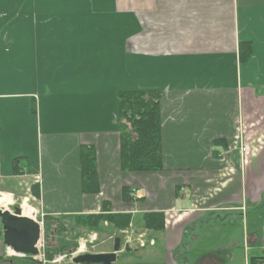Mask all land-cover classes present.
I'll use <instances>...</instances> for the list:
<instances>
[{"label":"crops","instance_id":"obj_1","mask_svg":"<svg viewBox=\"0 0 264 264\" xmlns=\"http://www.w3.org/2000/svg\"><path fill=\"white\" fill-rule=\"evenodd\" d=\"M8 16L4 38L40 80L12 82L15 57H0V194L43 216L97 214L104 201L163 213L161 232L144 231L160 264L264 258V0H0ZM239 42L252 48L244 64ZM134 90L161 92V172L119 167L118 94ZM81 146L95 152L98 195L80 190ZM221 221L237 237L215 235Z\"/></svg>","mask_w":264,"mask_h":264},{"label":"trees","instance_id":"obj_2","mask_svg":"<svg viewBox=\"0 0 264 264\" xmlns=\"http://www.w3.org/2000/svg\"><path fill=\"white\" fill-rule=\"evenodd\" d=\"M237 57L240 64L246 63L252 52L251 44L239 42L237 45ZM161 92L158 91H123L118 94V119H119V167L124 173H157L164 170L162 156L161 138V112H160ZM26 163L25 158L16 159L12 163L14 174H20L25 166H20L19 162ZM24 165V164H23ZM80 190L85 195H98L99 188L96 173V158L92 147H80ZM26 172V171H24ZM31 195L35 200L39 199L38 183L31 186ZM122 200L131 202L132 198L128 188L122 189ZM142 200L141 198L136 201ZM43 236L46 242L44 251L45 258L51 260L55 255L70 253L74 247L73 241L80 236L74 234L66 237L60 234V227L65 223H71V231L74 228H86L88 230L100 231L103 224L108 225L112 230L121 232L128 230L130 226L139 225L144 231L157 233L164 229L165 218L163 213H143L133 216L130 213H114L110 209L107 201L101 203V210L97 214L76 215V216H43ZM140 223V224H138ZM60 234V236H59ZM57 237V238H56ZM121 239V236H119ZM52 238H56V243L51 244ZM116 238V237H115ZM53 240V239H52ZM114 241V239H113ZM12 263L16 259L11 258ZM17 261H21L18 259ZM6 262V261H5ZM252 264L264 262V258H259ZM15 264H41L36 261L27 260L26 263Z\"/></svg>","mask_w":264,"mask_h":264},{"label":"rangeland","instance_id":"obj_3","mask_svg":"<svg viewBox=\"0 0 264 264\" xmlns=\"http://www.w3.org/2000/svg\"><path fill=\"white\" fill-rule=\"evenodd\" d=\"M10 17L8 16L7 19H3L0 21V57L3 59H8V57L10 56H14L15 57V68H12L13 72L10 74L11 77H13L15 80L12 82H18L19 84L22 85H26L28 88H31L34 85L38 84V81L40 79H38L36 74H33L31 70H29L27 72L26 67H25V54H15V49L13 48V45L6 41L4 36L8 33L11 32V25H10ZM159 29L163 28L162 27H158ZM54 78V75L51 74L49 76V82H51V80ZM20 166H23V162H19ZM40 182V187H42L41 185V181ZM2 194H8L5 192H2L0 194V209L1 210H8L9 212H13V207H18L21 208V213L23 215V212H25L21 205H25V203H23V200H18L12 198V200H10L9 197H7L6 195H2ZM5 196V197H3ZM143 196H140V198H142ZM5 198V199H3ZM134 202H136V198L133 199ZM140 201V200H139ZM27 207L31 210L29 213V217L32 218L35 221H40V216L41 214L37 210L35 207V204L31 203V202H26ZM35 207V210H34ZM25 216V215H23ZM27 217V216H26ZM140 224V223H138ZM232 226H229V223L226 221H221L218 226H217V233L214 232L215 235H217L218 237L221 236H225V237H230V238H235L237 237V232H239V227L237 224H234V222H231ZM71 223H65L63 226L60 227L61 232L60 234H62L63 236L66 237H72L75 233L78 234L80 237L76 239V241H73V245L74 247H72L70 249V253L64 252L58 255H55L56 257H60V256H64L66 255V258L64 260H62L60 263L58 264H72V257H70V254L75 253L78 251L79 247H80V243L85 245V250L86 253H101V252H109L107 250H110V252L112 251V247H113V239H115V237L120 238L119 236H121V238L124 240V234L126 232H129V230H125V231H121V232H117L112 230V228H110L108 225L103 224L102 229L98 232L95 230H88L86 228H80V227H76L74 228V231H71L69 229H71ZM44 232V230H43ZM135 233H144L143 228H141L140 226L137 228V230H134ZM59 234V236H60ZM113 236V239L110 240L109 238ZM57 238V237H56ZM56 238H52L51 244H54V240L56 243ZM1 241V240H0ZM191 240L189 241V243L191 244ZM41 252H44L46 249V242L44 241V236L42 234L41 240L39 241L38 246ZM149 248V247H148ZM141 249L138 251H132V252H123L120 253V257L119 259L114 263V264H148L149 262H153L154 264H160V260L158 259L157 255L155 252L149 250V249ZM194 250H197L195 247H193ZM181 250V249H180ZM11 252V251H10ZM7 253V252H6ZM12 253V252H11ZM82 254V253H81ZM72 256V255H71ZM11 258L16 259L15 263H26L27 260H32V261H36L38 262V260L30 258L29 256L26 257H22V256H18V255H5L4 257H0V264H15L12 263L10 260H12ZM10 259V260H9ZM18 259H21V261H17ZM53 259V258H52ZM51 259V260H52ZM6 261V262H5ZM49 261V260H48ZM40 263V262H39Z\"/></svg>","mask_w":264,"mask_h":264},{"label":"water","instance_id":"obj_4","mask_svg":"<svg viewBox=\"0 0 264 264\" xmlns=\"http://www.w3.org/2000/svg\"><path fill=\"white\" fill-rule=\"evenodd\" d=\"M0 227V239L7 249L15 254L38 255L42 227L32 218L23 216L21 208L15 207L13 212L0 209ZM136 250L139 249L127 244L122 249L121 239L117 237L111 252L79 254L72 259V264H114L121 252Z\"/></svg>","mask_w":264,"mask_h":264},{"label":"built area","instance_id":"obj_5","mask_svg":"<svg viewBox=\"0 0 264 264\" xmlns=\"http://www.w3.org/2000/svg\"><path fill=\"white\" fill-rule=\"evenodd\" d=\"M240 154H241V156L246 155V147L244 146V144H242L241 147H240ZM42 218H43V215L40 216V221H38V223L40 224L41 227L43 225ZM128 230H129V232H126L124 234L123 244H125V245L127 244V245H129L131 247H137V248H141V249H144L146 247H151V246H153L155 244L154 239L151 238L147 234V232H144V233H135L134 232V229L132 227H130ZM42 234H43V232L41 233V237H42ZM40 240H41V238H40ZM37 248H38V255H36V256H29V257L30 258H33V259L36 258V260H38V262H40L41 264H58L62 260H64L66 258V255L60 256V257L54 256L52 260H49L48 261L45 258L44 252H41L40 249H39V247H37ZM10 251L11 250H9V249H7V251H6L7 252L6 254L9 255V256H11V255H18V256L26 257V255L15 254L12 251H11L12 252L11 253ZM81 253L82 254L83 253H86V250H85V245H83V244L80 243V247H79L78 251L75 252V253H73V254L71 253L70 254V257H72V259H73L75 256H77V255H79ZM259 264H264V262L259 263Z\"/></svg>","mask_w":264,"mask_h":264},{"label":"bare ground","instance_id":"obj_6","mask_svg":"<svg viewBox=\"0 0 264 264\" xmlns=\"http://www.w3.org/2000/svg\"><path fill=\"white\" fill-rule=\"evenodd\" d=\"M3 197H5V196H3ZM3 199H5V198H3ZM21 207L25 211V212H23V215L29 217V213H30L31 210L27 207L26 204L25 205L23 204Z\"/></svg>","mask_w":264,"mask_h":264},{"label":"flooded vegetation","instance_id":"obj_7","mask_svg":"<svg viewBox=\"0 0 264 264\" xmlns=\"http://www.w3.org/2000/svg\"><path fill=\"white\" fill-rule=\"evenodd\" d=\"M13 210H14V207H13ZM0 229H1V227H0Z\"/></svg>","mask_w":264,"mask_h":264}]
</instances>
